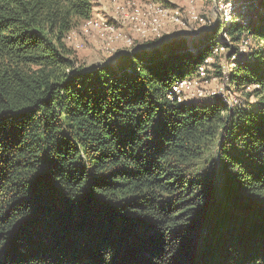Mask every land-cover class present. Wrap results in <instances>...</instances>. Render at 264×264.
Listing matches in <instances>:
<instances>
[{
    "label": "trees",
    "instance_id": "trees-1",
    "mask_svg": "<svg viewBox=\"0 0 264 264\" xmlns=\"http://www.w3.org/2000/svg\"><path fill=\"white\" fill-rule=\"evenodd\" d=\"M236 2L229 107L168 97L220 23L86 67L93 0H0V264H264V0Z\"/></svg>",
    "mask_w": 264,
    "mask_h": 264
},
{
    "label": "built area",
    "instance_id": "built-area-1",
    "mask_svg": "<svg viewBox=\"0 0 264 264\" xmlns=\"http://www.w3.org/2000/svg\"><path fill=\"white\" fill-rule=\"evenodd\" d=\"M212 1L214 10L213 18H210L196 10V0H183L184 10L187 13L184 19L178 7L165 2L112 0L109 9H105L110 13L109 17L92 15L79 28L72 29L65 40L75 51L83 48L85 38L92 37L101 41L109 49L115 48L119 43L132 49L135 47L136 40L157 39L168 33L167 26L170 24L187 27L190 22H194L207 31L220 23L222 27L217 43L212 47L211 56L207 57L193 74L176 81L168 97L179 103L219 97L232 107L242 103L244 92L252 90L249 86L244 90L238 89L230 78V72L238 67L239 53H245L249 49L250 39L243 38L236 44L231 40L227 28L235 21L246 23L245 19L238 14L245 10L246 5L239 8L242 3L236 0ZM223 56L227 57L230 63L227 67L221 65V74L215 75L212 73L217 71L214 58Z\"/></svg>",
    "mask_w": 264,
    "mask_h": 264
},
{
    "label": "rangeland",
    "instance_id": "rangeland-1",
    "mask_svg": "<svg viewBox=\"0 0 264 264\" xmlns=\"http://www.w3.org/2000/svg\"><path fill=\"white\" fill-rule=\"evenodd\" d=\"M158 2H165L169 5H173L174 7H178L182 11V16L185 19L186 11L185 9V3L183 0H156ZM112 0H93L94 8H93V15L95 17H101L103 16L98 11H100L102 8L106 9L110 7ZM240 3V2H239ZM198 7V8H197ZM196 10L205 17L213 18V10H214V4L212 0H199L197 2ZM246 10V9H245ZM81 26V25H80ZM80 26L76 27L79 28ZM167 32L173 37H177V41H187L190 44L194 41H197L202 35H197L201 29V25L198 23L190 22L187 27H183L182 25H174L170 24L167 26ZM184 34H183V33ZM183 34V35H182ZM158 39V38H157ZM157 39H150V40H136L135 46H141L146 44H152L155 43ZM85 45L82 49L75 51L77 59L79 64L85 65L86 67H93L98 64L106 63V61H109L111 57H113L114 54L118 52H124L129 50L126 48L122 43L116 44L115 48L109 49L105 45L101 43L98 39L92 37V38H85L84 39ZM98 47V48H97ZM126 53V52H124ZM215 65L218 64V67H221V65H224L227 67L230 63V60L227 59V57L223 56L222 58H214ZM217 67V66H215ZM217 67V70L219 69ZM215 75H219L218 72L216 73L212 72ZM220 77V76H219ZM221 82V81H220ZM244 96V95H243ZM205 100H199L195 99V102L197 103H203ZM254 104V99L251 100Z\"/></svg>",
    "mask_w": 264,
    "mask_h": 264
},
{
    "label": "water",
    "instance_id": "water-1",
    "mask_svg": "<svg viewBox=\"0 0 264 264\" xmlns=\"http://www.w3.org/2000/svg\"><path fill=\"white\" fill-rule=\"evenodd\" d=\"M205 31H206V29H204V28L201 29L197 35L198 36L202 35L203 33H205ZM177 40H178L177 37H173V35L170 36L168 33H166L163 36H161L160 38H158L156 41H154L155 43H152V44L150 43V44L141 45V46H135L132 49H129V50L124 51V52L152 51L154 49L162 48L164 45L171 43V42H174V41H177ZM124 52H118V53L114 54L113 57H111L109 59V61H106V63L107 64L108 63H114L117 60V58L119 57V55H121Z\"/></svg>",
    "mask_w": 264,
    "mask_h": 264
},
{
    "label": "crops",
    "instance_id": "crops-1",
    "mask_svg": "<svg viewBox=\"0 0 264 264\" xmlns=\"http://www.w3.org/2000/svg\"><path fill=\"white\" fill-rule=\"evenodd\" d=\"M199 0H196V7H197V2H198ZM198 8V7H197ZM100 14H102L103 16H106V17H109L110 15V13H108L106 10H105V8L103 9H101L100 11H98ZM98 48V47H97Z\"/></svg>",
    "mask_w": 264,
    "mask_h": 264
}]
</instances>
